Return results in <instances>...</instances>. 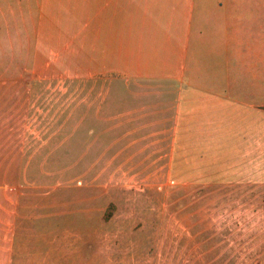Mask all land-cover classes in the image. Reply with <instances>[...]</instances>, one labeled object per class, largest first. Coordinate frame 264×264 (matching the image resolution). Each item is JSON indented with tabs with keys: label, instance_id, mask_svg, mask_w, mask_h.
Listing matches in <instances>:
<instances>
[{
	"label": "rangeland",
	"instance_id": "obj_1",
	"mask_svg": "<svg viewBox=\"0 0 264 264\" xmlns=\"http://www.w3.org/2000/svg\"><path fill=\"white\" fill-rule=\"evenodd\" d=\"M217 1L248 25L264 15V0ZM54 2L0 0V260L264 264V86L238 135L173 150L91 64L90 8ZM249 51L264 81V47Z\"/></svg>",
	"mask_w": 264,
	"mask_h": 264
},
{
	"label": "crops",
	"instance_id": "obj_2",
	"mask_svg": "<svg viewBox=\"0 0 264 264\" xmlns=\"http://www.w3.org/2000/svg\"><path fill=\"white\" fill-rule=\"evenodd\" d=\"M54 1L79 12L90 8L94 33L87 39L93 41L96 58L91 64L113 73V83L126 88L125 96H113L114 102L131 115L141 111L142 119L158 120L148 134L172 135L173 150L183 144L196 147L197 135H238L239 108L261 106V63L245 51L255 44L264 47V15L248 25V18L227 8L238 6L234 1ZM253 6L264 7V2ZM216 11L219 21L210 20ZM147 87L149 93H144ZM5 199L0 200L2 209Z\"/></svg>",
	"mask_w": 264,
	"mask_h": 264
}]
</instances>
